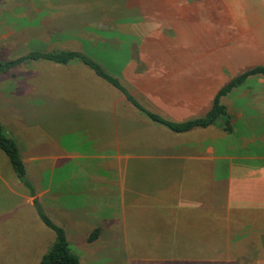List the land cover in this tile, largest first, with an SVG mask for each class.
I'll list each match as a JSON object with an SVG mask.
<instances>
[{
    "label": "crops",
    "instance_id": "0c3cea01",
    "mask_svg": "<svg viewBox=\"0 0 264 264\" xmlns=\"http://www.w3.org/2000/svg\"><path fill=\"white\" fill-rule=\"evenodd\" d=\"M236 8L250 15L248 23L237 26L245 45L249 40L248 64L240 70L264 64V0ZM148 73L167 78L149 77L131 94L146 108L182 121L205 114L219 88L238 71ZM186 75V89L205 98L174 96V80ZM231 93L222 102L233 131L196 127L183 132L190 136L182 142L175 141L180 133L153 122L123 93L105 107L46 104L43 128L27 124L25 130L19 124L9 131L34 186L31 203L37 199L66 230L81 264H264V89L251 92L250 101L243 95L234 106L226 102ZM67 111L77 114L57 115ZM152 131L174 134V142ZM41 144L48 147L36 153ZM195 177L202 182L195 185ZM178 190L181 199L174 207ZM96 229L98 237L89 241ZM144 233L150 247L135 248L132 240ZM160 245L185 246L187 252L174 257L154 251Z\"/></svg>",
    "mask_w": 264,
    "mask_h": 264
},
{
    "label": "rangeland",
    "instance_id": "374dc122",
    "mask_svg": "<svg viewBox=\"0 0 264 264\" xmlns=\"http://www.w3.org/2000/svg\"><path fill=\"white\" fill-rule=\"evenodd\" d=\"M245 2L249 0H0V59L8 60L36 48L78 49L123 72L120 75L129 91L148 83L153 76L148 72L213 71L232 75L248 64L244 60L249 55V40L245 45V38L237 30V26L250 21L249 14L236 8ZM187 77L174 80V96L184 100L192 95L205 98L186 89L183 83ZM250 78L231 91L226 98L228 105L242 102L243 95L250 101L251 92L264 89V76ZM121 94L77 60L69 64L30 61L0 73V120L8 132L19 128V124L25 130L27 124L43 128L46 104L105 107ZM121 102L128 104L125 98ZM63 113L77 114L67 111L57 115ZM151 135L161 140L171 137L174 142V134L152 131ZM187 136L190 135L180 133L175 141L178 138L182 142ZM22 137L18 136L20 141ZM43 146L48 147L41 144L36 153ZM20 181L0 149V264H38L55 238L53 230L40 218L37 206L31 203L29 196L35 194L32 182L28 178L29 185L21 181L17 187ZM191 181L196 185L202 178ZM180 199L178 190L174 207ZM176 211L174 208V216ZM131 243L143 250L150 247L152 240L143 236ZM155 250L174 253V257L187 252L185 246L164 249L160 245Z\"/></svg>",
    "mask_w": 264,
    "mask_h": 264
},
{
    "label": "trees",
    "instance_id": "16d2710c",
    "mask_svg": "<svg viewBox=\"0 0 264 264\" xmlns=\"http://www.w3.org/2000/svg\"><path fill=\"white\" fill-rule=\"evenodd\" d=\"M44 59L57 64H69L77 60L89 66L96 75L104 79L108 84L114 86L117 90L126 96V99L144 112L153 122L166 126L176 133L190 131L196 127H208L210 125H219L228 132L233 131L232 116L228 112L226 104L222 102V97L228 95L233 89L242 86L251 76H264V64L249 65L232 76L213 97L210 108L204 115L191 117L182 121L169 119L161 114L152 111L143 106L129 91L123 83L122 77L108 63L89 56L85 52L72 48L45 49L36 48L27 51L24 54L17 55L8 60L0 59V73H8L18 65L30 61ZM0 149L7 155L17 177L25 184L29 181L27 178L26 165L23 161L20 146L17 139L12 136L0 120ZM26 185V184H25ZM37 211L43 222L53 230L55 238L48 249L42 254L38 264H81L80 256L71 247L67 238L66 230L56 224L44 211L37 199L34 200ZM99 229L92 232L89 241L98 237ZM136 264H152L149 262H138Z\"/></svg>",
    "mask_w": 264,
    "mask_h": 264
}]
</instances>
